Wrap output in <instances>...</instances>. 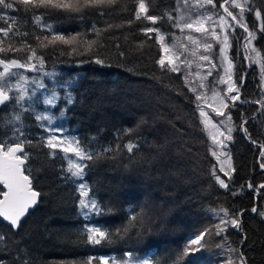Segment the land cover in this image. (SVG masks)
Returning a JSON list of instances; mask_svg holds the SVG:
<instances>
[{"label": "trees", "instance_id": "obj_1", "mask_svg": "<svg viewBox=\"0 0 264 264\" xmlns=\"http://www.w3.org/2000/svg\"><path fill=\"white\" fill-rule=\"evenodd\" d=\"M249 2L261 12L259 21L250 12L246 25L256 34L254 45L264 63V31H260L264 26V0ZM145 4L149 15L160 18L155 25L135 18L136 0H118L112 7L87 8L82 12L42 7L25 11L19 4L15 10L0 8V15L6 13L16 21L14 29L28 34L10 33L2 47L11 45L13 49H21L22 42L25 46L21 51L0 53V58H18L23 62L30 55L27 47L30 45L37 57H43L45 71L62 72L59 81H65L68 73L79 74L70 90L73 102L67 106L65 123L78 138L79 146L92 155L85 162L84 180L91 198L102 209L92 224L108 233L109 239L100 244L87 241L78 187L68 178L64 157L53 154L46 146L31 113H25L24 119L26 136L31 141L24 146L29 157L25 168L31 170L33 188L40 193L38 205L21 220L16 230L0 220V232L21 242L19 246L27 249L31 264H88L89 260L91 264H102V257L121 259L129 253L149 257L150 264H179L187 241L186 233L181 234L187 229L174 221V217L199 220L191 228L197 230L208 221L207 214L224 209L229 218L235 216L240 221L239 229L231 226L226 229L227 241L238 250V255L244 254L247 264H264V220L260 215L264 205V170L261 169L264 113L255 103L261 98L257 70L248 67L240 49L242 40L234 38L230 57L240 86V104L235 103L231 112L232 172L226 181L227 187L221 188L211 178L215 164L199 123L195 98L180 74L162 69L157 63L162 57L161 46L154 32L143 31L154 27L169 33L167 14L174 15L175 0H145ZM221 4L225 0H214L217 8ZM34 16L42 17V25H51L53 30L37 25ZM0 26L7 25L0 21ZM58 36H63L67 43L55 39ZM96 59L105 61L107 66L96 64ZM32 62L38 63L35 58ZM142 96L148 98L147 105L142 102ZM7 107L0 106V116L9 114ZM152 128L170 129L173 133L174 140L167 151V136L156 141ZM130 142L135 145L131 152L126 147ZM175 152L183 155L190 165L193 161V175L204 181L202 192L166 191L165 196L176 198L181 206L166 221L169 214H165L167 210L158 200L155 203L160 211L156 213L157 220L149 219V229L142 228L137 222L141 219V198L146 196L145 191L151 194L163 183L158 181V173L163 179L179 183V189L184 190L178 180ZM154 154L159 155L154 163L162 167V172L150 165ZM0 189L4 190L2 185ZM253 208L257 211L253 212ZM161 215L165 222L161 221ZM171 235L174 239H170ZM143 239L147 240L146 244L142 243ZM16 255L15 245L9 243L6 250L0 245L4 264H12Z\"/></svg>", "mask_w": 264, "mask_h": 264}, {"label": "rangeland", "instance_id": "obj_2", "mask_svg": "<svg viewBox=\"0 0 264 264\" xmlns=\"http://www.w3.org/2000/svg\"><path fill=\"white\" fill-rule=\"evenodd\" d=\"M238 2L243 5L245 3V0H238ZM175 3H176V10L174 11V15H172L173 19L171 21L169 20L171 25L170 32L164 33L161 30H159L160 36H162L163 39L158 37L155 32L154 33L158 40V43L161 46V51H162L161 58H164L165 64H167L168 59L170 58L174 60L175 63L179 66V71L174 73L180 74L183 77L184 81L185 78L187 77L189 83L188 84L185 83V84L188 90L190 87L195 89V91H190V90L189 91L193 94L195 98L194 106L198 114L199 123L202 126L203 131L205 133V138L208 144L210 157L212 158L213 163L215 164L213 167V171L211 173V178H213V181L219 187L225 188L221 186V184L219 183L216 177H219L220 179L224 180L225 184H227L226 181L230 177L232 172L230 143L234 132V126L232 119L229 120L228 116L231 117V112L233 110V102L231 100L226 99V97L231 95H236V93H229L227 91L228 84L235 82V84L238 85L239 83L236 75L235 65L230 57V51L233 45L232 43L235 40L234 38L240 39L239 41L242 40L240 49L245 56V61L248 67L249 68L254 67L257 70L259 82H260V95H261L260 100L264 99V80H262L261 77V63H263V60L261 58V55L258 58L256 56V53L251 51L252 48H255L259 52L257 47L254 45L255 40H253L251 44L248 45V48L246 50L245 45L247 41L245 38L247 37L248 34L244 31L243 28L236 26V22L232 21L231 17L227 16V14L224 12V10L221 7L217 8L216 6L209 5L206 3L203 4V6H200L203 3V0H175ZM224 6L227 7L229 11H232L234 15L240 13L239 8L232 7L230 0L228 3H225ZM255 11L256 10L253 9L249 0H247V5L245 6V10L243 12V23L246 24V19L249 16V14H251L250 12H252L256 20L259 21L260 18L256 17ZM206 14H212L211 21L202 20V25L205 29L208 30L207 32H197L195 30L196 28L201 27V23H194L193 28L191 29L183 27L185 23H191L193 21L200 20ZM220 16H224L225 20L235 27V31H233L232 28L228 27V25L226 24L223 27H221L223 22L220 21ZM239 18L240 17L238 16V19ZM177 23L180 24L179 27L174 26ZM40 25L45 30H49V31L53 30V27H51L50 29L48 27H44V25H42V21ZM213 30H215L216 36L211 35ZM225 35L228 36L227 46H225V44L223 43V39ZM189 37H192V39L190 40ZM217 37H219V39H217ZM193 41H195V43ZM206 44H211L210 50L205 49ZM221 47H224L225 49L223 54L225 59L223 60V62L221 61V53H220ZM165 49H167V51H165ZM205 55L209 56L211 63L208 60L201 59V57ZM177 57H179V59H177ZM229 62H231L232 65L230 70L232 75L231 80H228V76L225 73V69L228 68ZM29 63H34V62L30 61ZM35 64L37 65V69H38L37 71H32L30 69L15 70L27 76L29 80L42 81L44 85H46V87L42 89H36L35 84L30 83L28 85L29 93H31L33 89H36V96L33 99V107L35 109V112L31 113L33 115L34 120H35V115L38 113L50 115L54 118L53 122L51 125H48L47 122L45 121L43 122L45 126L50 127L52 129H58L57 131H55L54 134L63 141H73V140L78 141V138L76 137L74 132L70 131L66 127V123H65L66 110H67V106L71 105L72 103L67 104L64 99L67 93H70L72 96V92L70 90L74 86V83L79 79L78 72L68 73L66 75L67 79L65 81H59L58 77L63 76L61 71L59 70L45 71L44 69L39 70V63H35ZM213 64L216 65L215 68L212 67ZM79 67H77V71ZM0 71H2V66H0ZM209 71H211V75L208 74ZM45 73H52L54 75L49 76V75H45ZM197 73H199V75H197ZM202 77L203 79H201ZM10 79H11V83L14 84L15 78L12 77ZM222 80L228 81V83H223L221 82ZM65 82H70L68 87L61 86ZM53 90L57 93L59 97V99L56 101L55 106L44 105L43 104L44 97L51 95V92ZM213 92L218 94L215 99L212 98ZM197 94H200L202 97H205L206 99H202L201 101L198 102L196 100ZM138 97L139 99H141L140 96ZM222 98H225L224 102L228 105L227 107H224L220 103V100ZM147 99L148 98H146L145 96L144 97L142 96V102L145 103L146 105L148 103ZM197 103H199L200 106L204 109V111L208 113V116L211 118L212 124H216L220 132L223 133V135L217 133L215 141L213 140L212 135L210 134L215 132V129L212 128V124H209L208 127L205 128V126L201 123L202 119L204 118L200 116V112L197 109ZM235 103L240 104L239 100H237ZM6 106H8L7 110L9 111V114H11L13 112V103H8ZM159 106L161 107V105ZM162 107L164 108L167 106L163 105ZM213 108H216L219 111L223 112L224 115H216V113L213 111ZM15 110L19 111V108L17 107ZM259 110L260 112L264 113V111H262L260 108ZM152 111H154V108L152 109ZM62 112L63 115H61ZM130 117H133V114ZM37 122H38V130L41 134L40 136L46 144V138L50 135V133L46 131L44 127H41L42 122L39 121ZM24 127L26 134L27 126L25 122H24ZM229 127L232 129L230 133L231 136L230 139L227 138L229 136V133L227 131ZM152 130H153L152 131L153 136L156 141L160 140L161 138L163 139V136L165 135L167 136V138H165V142L168 145L165 151H167L169 147V143H171L174 140L173 133L170 131V129L166 131L164 130L157 131L152 128ZM241 131L242 134L244 135L243 129ZM68 146L69 145L67 143H61L57 147V149L55 150L50 149V150H52V152L55 151V153H59L64 157L67 168H68L69 158H71L74 161V163L85 165L86 159L80 160L75 156L73 152L64 153L61 150L62 148ZM71 146L73 148L76 147L75 144H72ZM213 152H215V155H213ZM158 156L159 155L157 154L153 155L150 165H155L154 162L156 161ZM173 158L176 159V166L179 174L178 180L183 184L182 186L184 187V190L182 188L179 189V183L165 178L163 179V175H161L162 176L161 179V176L159 175L160 173H158L157 174L158 181L162 180L163 183H161L159 187H157L156 189L154 188L151 194L148 191H145L147 192L146 196H142L141 198L142 213L139 216L141 217V219L138 218L139 220H137V222H139L142 228L147 229L148 222L150 223V220H157L156 213L157 212L160 213V211H159V207H157L155 203L158 200L161 201V206L166 208L165 210H167V212L165 214L166 215L169 214L165 218L166 221L171 220L175 215V210L179 209V207L181 206V203L176 201V198L166 197L165 196L166 191L180 190L185 193H191L192 191L202 192L204 181L201 177L199 176L197 177L193 175L194 173L193 161H191V165H190L188 161H186L187 159L186 158L184 159L183 155H181L179 152H175ZM164 160L166 162L169 161L166 158ZM150 165L148 166V169L150 168ZM155 166L157 167L158 172L162 170V167H158L157 165ZM261 169L262 171L264 170V168L262 167ZM125 174H127V172ZM138 175L139 177H142L141 173H139ZM84 179H85V167H84L83 179L75 180L77 187L79 186L80 183H84L87 186ZM143 179H145V181L147 182L145 175H143ZM78 191L81 199V193L79 187H78ZM87 191H88V197H84L85 199L91 198L88 186H87ZM216 212H218L219 215H216L215 214ZM262 213H264V205H263ZM98 215L99 214H92L88 219H85V217L81 213L83 221L86 222V227L95 226L94 224H92V222L96 217H98ZM207 215H208V221L204 224V226L202 225V227L197 230L195 229L191 230V228L197 226L199 224V220L193 222L187 218L186 220H181L177 217H174V221L180 223V225H182L185 229H187L184 233L181 234L182 236L186 233L185 240H187L184 243L183 250L189 244L192 238L204 232L206 229H210V228L214 229L215 225L220 224L221 219L224 220L229 219L228 216H224L223 212L220 211V209L216 211H212ZM160 218L162 222H165L162 215L160 216ZM261 218L264 220V216L261 215ZM221 227H225V225H221ZM228 227H230V225L227 226V228ZM187 232L190 234V236ZM174 237L175 236L171 235L170 239H174ZM141 241L143 244L147 243L146 239H143ZM202 243L204 244L205 247L201 249V251L196 252L195 256L202 257L207 262V264H226L228 257H232L233 259H235L238 256V252H230L228 250L229 248L232 249L235 248L227 241V239L225 238V233H222V235L218 236L213 231L211 235H206L204 237ZM221 244L223 245V248L218 247V245ZM182 253L183 252H181L180 258L178 259L179 264H191L192 253H189L187 258H185L182 255ZM143 259H148V264H150L149 257L145 255L141 256L140 254L137 253H131V258L129 257L128 254H126L121 259L116 258L114 256L102 257L101 261L102 264H105V262L106 264H124L125 261H128L129 264H135L137 260H143Z\"/></svg>", "mask_w": 264, "mask_h": 264}, {"label": "snow or ice", "instance_id": "obj_3", "mask_svg": "<svg viewBox=\"0 0 264 264\" xmlns=\"http://www.w3.org/2000/svg\"><path fill=\"white\" fill-rule=\"evenodd\" d=\"M117 2L118 0H11V2H9V0H0V8L5 10H15L16 5L19 4L24 6L25 11H31L33 9L42 7L64 10L69 12H82L87 8L102 9L105 7H112L116 5ZM228 2L229 0H225V3ZM230 2L233 8L240 9V13L234 15L232 11H229V9L224 6V4H221L220 7L223 8L227 16L231 17L232 21L236 22V26L243 28L244 31L248 34L245 38L247 41L245 48L247 50L248 45H250L251 42L257 38L255 32L250 31L247 25L243 23V12L245 10V6L247 5V0H245V3L243 5L240 4L238 0H230ZM136 3L137 7L135 9V18L137 20L144 19L151 21L152 24L155 25L157 20L160 18L148 14L149 9L145 4V0H136ZM205 3L215 6L214 0H203V3L200 6H203V4ZM167 15L168 19L171 21L173 17L171 16V14ZM255 15L257 18H260L261 12L259 10H256ZM238 16L240 17L239 19ZM33 19L37 25L41 24L42 17L34 16ZM202 20L211 21L212 14H206L200 20L193 21L191 23H185L183 27L191 29L193 28L194 23H201V27H198L195 30L197 32H207L208 30L205 29L202 25ZM0 21H3L4 24L7 25L6 27L0 26V33L3 34L2 36H0V53L6 54L10 51H21L25 46L23 42L21 49H13L11 45L8 48H4L2 47V45L4 44L6 39L10 38V33L12 35L24 36H27L28 34L20 33L18 29H14L13 25L16 23V21L13 18L7 16L6 13L0 15ZM220 21L223 22L221 27L226 24L228 25V27L232 28L233 31H235V27L231 25L228 21H226L224 16H220ZM174 26L179 27L180 24L177 23ZM44 27H48L50 29L51 25H44ZM109 27L112 26L110 25ZM94 31L98 30L94 28ZM143 31L146 34L155 32L158 37L163 39V37L160 36L159 29H156L154 27H148L143 29ZM260 31H264V26L260 28ZM211 35L216 36L215 30L212 31ZM37 39L39 38L37 37ZM45 39H47V37H45ZM55 39H59L67 43V41L64 40L63 36L55 37ZM189 39L191 40L192 37H189ZM217 39H219V37H217ZM227 40L228 36L225 35L223 39V43L225 44V46H227ZM193 42L195 43V41ZM27 47L28 51L30 52V55H27L24 58L23 62H21V60L18 58H0V66H2V71H0V106H6L8 103H13V112L11 114L0 116V185H3V189H6H0V197H2L0 198V218H2L3 221L7 222L9 227L13 230L19 228L22 218L25 217L28 210L37 203V198L40 196V193L35 191L33 188L32 179L30 178L31 170L25 168V163L29 159V157L28 154L24 152V146L26 143L30 144L31 141L27 139V136L25 134L24 119L25 113L35 112V109L33 107V99L36 96V89L45 88L46 85H44L42 81L29 80V78L23 75L21 72L15 71L18 69H30L32 71H37V65L35 63H29L30 61H33L34 58L39 63V70L43 69V57H37L35 49H33L30 45H28ZM205 49L210 50L211 44H206ZM165 51H167V49H165ZM224 51V47H221L220 53L222 62L225 59L223 55ZM251 51L255 52L258 58L260 57V53L255 48H252ZM177 59H179V57H177ZM201 59L208 60L211 63L210 58L207 55L202 56ZM95 63L101 66H107L105 64V61L101 59H96ZM157 63L160 64L162 69H166L171 72L179 71V66L171 58L168 59L167 64H165L164 58H161L159 61H157ZM212 67L215 68L216 65L213 64ZM231 67V62H229L228 68L225 69V73L228 76V80L232 79L230 71ZM208 74L211 75V71H209ZM45 75L51 76L54 74L45 73ZM197 75H199V73H197ZM12 77L15 78L14 84L11 83L10 78ZM261 77L262 80H264V63H261ZM201 79H203V77ZM221 82L228 83V81L223 80ZM30 83L36 85V89H33L31 93H29L28 89V85ZM69 83L70 82H65L61 86L68 87ZM185 83H189L187 77L185 78ZM239 87L240 86L236 85L235 82L228 84L227 91L229 93H236V95L226 97V99L231 100L233 102V106H235V102L239 100ZM189 90L195 91V89L191 87L189 88ZM217 95V93L213 92L212 98L215 99ZM58 99L59 97L57 93L53 90L51 92V95L44 97L43 104L48 106H55L56 101ZM64 99L67 104H71L73 102V98L70 93H67ZM202 99L206 98L202 97L200 94L196 95V100L198 102ZM224 99L225 98H222L220 100V103L224 107H227L228 105L224 102ZM243 102L247 103V101ZM255 103H258L260 105V109L264 111V99L255 101ZM17 107L19 108V111L15 110ZM197 109L200 112V116L204 118L202 119L201 123L205 126V128H207L209 124H212L211 118L208 116V113L204 111V109L200 106L199 103H197ZM213 111L216 113V115H224L223 112L219 111L216 108H213ZM61 115H63V112L61 113ZM53 119L54 118L52 116L45 115L43 113H38L35 115V120L42 122L41 127H44L45 130L50 133V135L46 138L47 147L49 149L55 150L61 143H67L69 146L61 149L64 153L73 152L75 156L80 160L92 159L91 154L87 153L84 149L79 147L78 141H63L54 134L55 131H57L58 129H52L43 124V122L46 121L48 125H51ZM228 119L231 120V117L228 116ZM212 128L215 129V132L210 134L212 135V138L215 141L216 134L219 133L220 135H223V133L220 132L216 124H212ZM227 131L229 133V136L227 138L230 139V133L232 129L229 127ZM245 133H247L246 129ZM72 144H75L76 147L73 148L71 146ZM126 147L128 151L131 152L135 145L130 142L126 145ZM53 154H55V151H53ZM213 155H215V152H213ZM261 155L264 156V153H261ZM84 167L86 166L79 163H74V161L69 158L67 172L70 173V177L68 178L73 179V182H75V180H82L84 175ZM261 167L264 168V164H262ZM216 178L221 184V186L227 187L224 180L220 179L219 177ZM78 187L81 193V199L79 200L80 211L85 217V219H88L92 214H101L102 209L95 199L84 198L88 197L87 186L84 183H80ZM262 187H264V185H262ZM220 211L223 212L224 216L229 215L227 210L222 209ZM252 211L256 212L257 209L253 208ZM215 214L219 215L218 212H216ZM260 215L264 216V213H260ZM221 225H225V227H221ZM229 225L233 228L239 229L240 221L238 217L234 216L227 220L221 219L220 224L215 225L214 229H206L204 232L192 238L189 244L183 250L182 255L187 258L189 253H192L191 264H207V262L202 257L195 256L196 252L201 251V249L205 247L202 243L204 237L206 235H211L213 231L216 235L220 236L222 235V233L226 232L227 226ZM85 231L86 238L89 243L100 244L103 240L109 239L108 233L101 230V228L99 227H87ZM9 243L15 245L17 248V255L13 259L12 264H31L27 249L19 246L21 242L13 241L10 237H8L6 233L0 232V245H3L6 250ZM218 247L223 248V245H218ZM228 250L230 252L238 251L237 249L232 248H229ZM128 255L131 258V253H129ZM0 264H4V260L2 257H0ZM88 264H91V260H89ZM124 264H129V262L125 261ZM135 264H148V259L137 260ZM226 264H247V259L244 257V254L240 252L235 259H233L232 257H228Z\"/></svg>", "mask_w": 264, "mask_h": 264}, {"label": "water", "instance_id": "obj_4", "mask_svg": "<svg viewBox=\"0 0 264 264\" xmlns=\"http://www.w3.org/2000/svg\"><path fill=\"white\" fill-rule=\"evenodd\" d=\"M222 9H223V8H222ZM246 139H247V141H249L248 138H246ZM2 186H3V185H2ZM4 190H6V189H4ZM38 201H39V197L37 198V203H36L33 207H31V208L28 210V212L26 213V215H27L30 211H32L33 209H35V208L37 207V205H38ZM26 215H25V217H26ZM25 217H23L22 220H23ZM0 220H1L2 222H4L5 224H7V222L3 221L2 218H0ZM7 225H8V224H7Z\"/></svg>", "mask_w": 264, "mask_h": 264}]
</instances>
